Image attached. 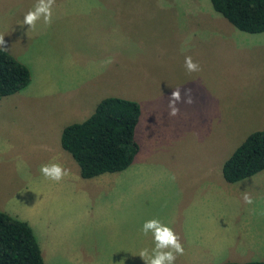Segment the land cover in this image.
I'll return each instance as SVG.
<instances>
[{"label":"rangeland","instance_id":"374dc122","mask_svg":"<svg viewBox=\"0 0 264 264\" xmlns=\"http://www.w3.org/2000/svg\"><path fill=\"white\" fill-rule=\"evenodd\" d=\"M36 3L0 0V49L29 73L0 99V213L30 227L43 264H145L150 219L188 225L174 264L264 262V171L233 184L220 174L264 130V33L236 30L209 0H55L51 23L31 28L23 20ZM175 89L192 103L170 116ZM107 97L139 105L138 151L126 170L85 180L60 131ZM50 163L68 174L46 178ZM199 220L227 243L195 249L189 231L209 226Z\"/></svg>","mask_w":264,"mask_h":264},{"label":"trees","instance_id":"16d2710c","mask_svg":"<svg viewBox=\"0 0 264 264\" xmlns=\"http://www.w3.org/2000/svg\"><path fill=\"white\" fill-rule=\"evenodd\" d=\"M209 3L236 30L264 33V0H209ZM28 82L26 67L0 49V99L24 89ZM139 116L136 102L107 97L96 104L84 121L61 130L60 147L76 163L82 179L119 173L130 166L138 151L133 137ZM261 171H264V130L247 135L220 168L221 178L227 184ZM0 264H43L30 227L4 213H0Z\"/></svg>","mask_w":264,"mask_h":264},{"label":"clouds","instance_id":"9594fccd","mask_svg":"<svg viewBox=\"0 0 264 264\" xmlns=\"http://www.w3.org/2000/svg\"><path fill=\"white\" fill-rule=\"evenodd\" d=\"M55 0H37L36 5L32 10H29L24 15L23 24L31 28H35L36 22L43 18L45 24L51 23L52 7ZM0 45H4V40L0 37ZM184 66L188 72H196L200 70L197 62H194L191 56H186ZM185 98L181 96L180 89H175L168 100L169 115L175 116L179 109L177 104L180 102L192 103L190 90L185 91ZM40 172L48 179L59 182L68 174L58 163L44 164L40 167ZM174 179V177H173ZM245 203L251 204L252 199L248 194L244 195ZM144 235L152 234L155 247L151 253L148 249H143L139 253V257L145 264H174L177 255H183L184 249L180 243L179 237L172 228L162 224L158 219H150L144 222L142 227Z\"/></svg>","mask_w":264,"mask_h":264},{"label":"crops","instance_id":"0c3cea01","mask_svg":"<svg viewBox=\"0 0 264 264\" xmlns=\"http://www.w3.org/2000/svg\"><path fill=\"white\" fill-rule=\"evenodd\" d=\"M53 126H54V124H52V126H49V127H52L51 129H53ZM51 129H50V131H51ZM58 142H59V140H58ZM59 146H60V144H59ZM202 222H204V225L209 223L206 220L205 221L199 220V224ZM170 223L173 225V231L179 237V240L181 243V241L183 240L182 232L187 231L188 225L183 223V222H179V221H175L173 223L170 222ZM211 223H214V225H211ZM200 225H202V227L204 226L203 224H200ZM203 231H204V229L202 231L195 232V233L192 231H189V233L191 235L188 236V239H190L191 241H196V246H194L195 249L213 250L215 247H220V246H223V244L225 242L227 243V240H222V239L218 238L220 235L219 228H218V225L214 221L211 220V222L209 223V226L207 228V231L206 232H203ZM181 245L183 246L182 243H181ZM153 247H155V245ZM239 253L243 254L244 251H240ZM193 255L197 256L196 250L193 253ZM240 263H242V262H240Z\"/></svg>","mask_w":264,"mask_h":264}]
</instances>
